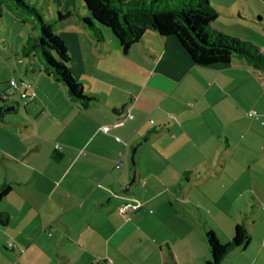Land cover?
Wrapping results in <instances>:
<instances>
[{"label":"crops","instance_id":"crops-1","mask_svg":"<svg viewBox=\"0 0 264 264\" xmlns=\"http://www.w3.org/2000/svg\"><path fill=\"white\" fill-rule=\"evenodd\" d=\"M211 5L227 13L217 30L264 37L246 24L261 29L264 0ZM101 33L75 14L58 29L74 78L97 99L89 108L43 69L28 89L17 82L26 114L17 102L0 121V192L11 187L0 201L10 216L0 264H206L205 226L216 223L221 244L237 224L252 234L226 264H264V72L239 58L198 66L175 37L154 31L124 54ZM131 200L142 206L125 217L119 208Z\"/></svg>","mask_w":264,"mask_h":264},{"label":"trees","instance_id":"trees-1","mask_svg":"<svg viewBox=\"0 0 264 264\" xmlns=\"http://www.w3.org/2000/svg\"><path fill=\"white\" fill-rule=\"evenodd\" d=\"M87 16L78 15L98 40L102 39L101 29L110 31L119 41L124 54L139 44L148 31L157 32L162 37H175L192 61L202 67L229 65L234 58L246 60L255 69L264 72V53L251 41L225 34L213 24L227 14L213 7L209 0H81ZM13 7L33 14L39 22L41 35L36 45L29 39L24 48V56L31 57L32 48L41 47L45 62L43 72L64 84L70 99L87 109L97 99L88 96L84 87L70 70L71 55L62 37L58 34V25L74 17L64 15L53 20H45L39 11L28 4V0H13ZM2 0H0L1 17ZM225 12V13H224ZM59 25V26H60ZM57 55V58L55 55ZM10 98V97H9ZM0 97V121L5 109L18 103ZM9 102V103H8ZM7 103V104H5ZM11 191L4 187L0 192V201ZM10 223L8 213H0V226ZM205 238L208 242L211 259L206 264H224L228 256L246 247L252 234L246 223L237 224L235 235L229 244H221L214 231L205 226ZM171 260L174 263L173 254Z\"/></svg>","mask_w":264,"mask_h":264},{"label":"rangeland","instance_id":"rangeland-1","mask_svg":"<svg viewBox=\"0 0 264 264\" xmlns=\"http://www.w3.org/2000/svg\"><path fill=\"white\" fill-rule=\"evenodd\" d=\"M209 2L211 3L212 0H209ZM13 4H14L13 0H2L1 17H0V97H4L6 99L7 98L6 96H8L11 98L13 102L15 103L20 102L22 111L24 114H26L23 105L24 101L21 99L20 92L16 88H12L10 86L11 81H16L19 84L23 82L27 85H32L33 77L35 75L34 72L36 70L40 71L41 69L45 68V62L42 56L41 47H37V48L35 47L31 49V54L33 56L31 57L24 56L23 53L24 48L26 47L29 39L32 40L33 45L38 44L39 42L38 39L41 35V29L38 20L33 14H30L29 12L28 13L24 12L20 9H15L13 7ZM28 4L36 8L45 20L57 19L59 17L60 10H62L61 11L62 14L65 11L64 7H68L69 10H72L76 18H78V14H79L77 9L78 7L77 0H28ZM235 14L236 16H239L240 13L236 11ZM251 16L252 13L249 12V17ZM67 21L68 20H66L64 24H67ZM247 21L248 22H246V24H250L252 22L251 25H253L252 27L254 30L257 31L259 30L261 33L264 32V23L261 24V29H260L258 28L260 23L257 24L258 22L257 19L247 20ZM59 25H58V29L63 26V24L60 26ZM240 34H244V33H240ZM244 35L247 36V38L238 37L236 35H231V36H235L244 40L251 41L264 50L263 47L264 37L257 36L254 32L251 33L249 31ZM55 56L57 58V55ZM60 85H64V84L61 83ZM62 87H66V86L64 85ZM52 89H50L51 92L57 98V96L59 95V91L55 88ZM22 91H24V89H22ZM30 101L31 100L28 99L26 100V103ZM2 104L3 103L0 100V105ZM6 110L7 109H5L4 111ZM6 114L10 115V117H14L15 115L13 112ZM131 158H132V153L130 155V166L132 168L133 161L131 160ZM135 158L137 163V155ZM219 224L220 223H216V225L214 224L215 227L217 228L214 229L216 232H219L220 230ZM226 262L224 264H226Z\"/></svg>","mask_w":264,"mask_h":264},{"label":"built area","instance_id":"built-area-1","mask_svg":"<svg viewBox=\"0 0 264 264\" xmlns=\"http://www.w3.org/2000/svg\"><path fill=\"white\" fill-rule=\"evenodd\" d=\"M10 85H11L12 88H16V89L19 88V84H18L16 81H12ZM23 85H24V87H25L26 89L29 88L28 85H25L24 83H23ZM5 96H6V95H5ZM6 97L8 98V96H6ZM21 97H22V98H27V94H26V93H23V94L21 95ZM248 116L251 117V118L259 119V115H258V113H257L256 111H253V110L250 111V112L248 113ZM131 118H133V115H132L131 113H129V115H128V119H131ZM172 118H174V117L172 116ZM152 123H153V121H152ZM102 130H103L105 133H108V132L111 130V127H110V126H105V127L102 128ZM116 140H117L118 142L121 141L120 138H116ZM117 168H120V164H118ZM141 206H142V205H141V203H140L139 201H137V200H131V201H129V202L124 203V204L119 208V212H120V214H122L123 216L128 217L131 213L138 211V210L141 208ZM10 247H14V245H10Z\"/></svg>","mask_w":264,"mask_h":264},{"label":"water","instance_id":"water-1","mask_svg":"<svg viewBox=\"0 0 264 264\" xmlns=\"http://www.w3.org/2000/svg\"><path fill=\"white\" fill-rule=\"evenodd\" d=\"M15 107H10L8 108L5 113H9V112H13L15 111ZM125 107H122L119 111H114L116 114H121L123 111H124ZM137 150H138V146L134 148L133 150V153H132V161H133V164H135V155L137 153ZM135 182V178L133 179L132 183L133 184Z\"/></svg>","mask_w":264,"mask_h":264},{"label":"flooded vegetation","instance_id":"flooded-vegetation-1","mask_svg":"<svg viewBox=\"0 0 264 264\" xmlns=\"http://www.w3.org/2000/svg\"><path fill=\"white\" fill-rule=\"evenodd\" d=\"M10 113V112H9Z\"/></svg>","mask_w":264,"mask_h":264}]
</instances>
